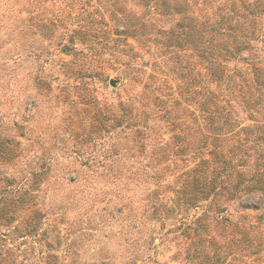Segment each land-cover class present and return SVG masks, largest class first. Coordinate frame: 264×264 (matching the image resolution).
<instances>
[{
	"label": "rangeland",
	"instance_id": "rangeland-1",
	"mask_svg": "<svg viewBox=\"0 0 264 264\" xmlns=\"http://www.w3.org/2000/svg\"><path fill=\"white\" fill-rule=\"evenodd\" d=\"M264 0H0V264H264Z\"/></svg>",
	"mask_w": 264,
	"mask_h": 264
},
{
	"label": "trees",
	"instance_id": "trees-1",
	"mask_svg": "<svg viewBox=\"0 0 264 264\" xmlns=\"http://www.w3.org/2000/svg\"><path fill=\"white\" fill-rule=\"evenodd\" d=\"M261 85L264 86V85H263V81H261ZM260 140H264V138H260Z\"/></svg>",
	"mask_w": 264,
	"mask_h": 264
}]
</instances>
